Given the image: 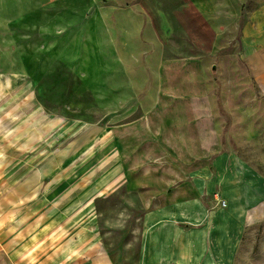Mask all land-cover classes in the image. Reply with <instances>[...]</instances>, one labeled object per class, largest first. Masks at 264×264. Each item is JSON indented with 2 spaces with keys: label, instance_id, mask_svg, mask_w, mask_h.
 <instances>
[{
  "label": "rangeland",
  "instance_id": "rangeland-1",
  "mask_svg": "<svg viewBox=\"0 0 264 264\" xmlns=\"http://www.w3.org/2000/svg\"><path fill=\"white\" fill-rule=\"evenodd\" d=\"M210 1L0 0V264H133L202 157L264 173L257 49L224 16L246 0ZM246 231L239 264H264V220Z\"/></svg>",
  "mask_w": 264,
  "mask_h": 264
},
{
  "label": "crops",
  "instance_id": "crops-1",
  "mask_svg": "<svg viewBox=\"0 0 264 264\" xmlns=\"http://www.w3.org/2000/svg\"><path fill=\"white\" fill-rule=\"evenodd\" d=\"M194 1L210 16V0ZM245 4L240 14H224L236 17L226 26H236L240 46L257 49L252 62L263 82L264 0H246ZM6 74L0 72L1 87L8 80ZM178 181L161 194L159 204L144 212L133 264H239L246 229L264 220V173L243 155L222 151L202 157ZM222 199L228 202L226 206ZM92 264L113 262L102 253Z\"/></svg>",
  "mask_w": 264,
  "mask_h": 264
},
{
  "label": "built area",
  "instance_id": "built-area-1",
  "mask_svg": "<svg viewBox=\"0 0 264 264\" xmlns=\"http://www.w3.org/2000/svg\"><path fill=\"white\" fill-rule=\"evenodd\" d=\"M221 203H222L223 206H226L228 204V202L225 199H222Z\"/></svg>",
  "mask_w": 264,
  "mask_h": 264
}]
</instances>
